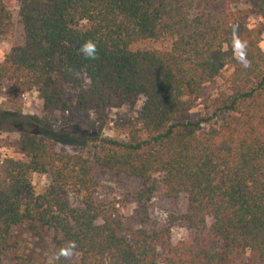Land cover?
I'll list each match as a JSON object with an SVG mask.
<instances>
[{
	"label": "trees",
	"instance_id": "obj_1",
	"mask_svg": "<svg viewBox=\"0 0 264 264\" xmlns=\"http://www.w3.org/2000/svg\"><path fill=\"white\" fill-rule=\"evenodd\" d=\"M218 1L0 0V37L14 8L21 27L0 58V94L33 89L41 100L38 116L0 112L15 117L26 156L0 154V264H43V247L53 264H264L263 28L238 0ZM234 27L250 67L235 58ZM87 40L94 60L79 51ZM226 67V91L206 103L204 87ZM198 99L212 114L186 118ZM138 101L133 115L110 117ZM78 117L79 146L59 148L52 128ZM112 122L123 138L102 133ZM102 171L141 185L103 200ZM34 174L47 180L38 191ZM181 194L186 210L169 218L186 237L173 242L170 225L148 227L146 216L156 195ZM118 202L138 206L139 226ZM70 241L74 255L54 259Z\"/></svg>",
	"mask_w": 264,
	"mask_h": 264
},
{
	"label": "rangeland",
	"instance_id": "obj_2",
	"mask_svg": "<svg viewBox=\"0 0 264 264\" xmlns=\"http://www.w3.org/2000/svg\"><path fill=\"white\" fill-rule=\"evenodd\" d=\"M225 0H219L218 6H225ZM235 6L239 8H249L254 13L247 19L249 25L260 24L263 28L262 39L260 42L261 48L264 50V0H238ZM14 25L7 35L0 37V58L8 52L15 44L20 42L21 27L18 24V16L16 8L13 10ZM155 46H158L157 44ZM231 67H226L214 79L212 83L204 87V99L209 103L210 99L218 91H226L227 83ZM141 101H138L133 111L129 108H112L109 110V115L113 119L116 117H127L138 112L140 109ZM41 109V100L37 97V93L31 89L25 92L22 96L19 95L10 101L3 94H0V112L13 113L19 110L21 115L38 116ZM213 109L207 108L202 99L194 101L188 109L186 118L196 119L202 114H212ZM0 115V154L1 156H8L15 159H26L25 154L18 147V139L21 131L16 130L10 123L15 118H3ZM82 120L78 117L77 123H70L68 125L59 126L55 125L51 132L50 137L54 138L58 147L65 150H72V146H79L80 137H76L78 128L82 127ZM22 127V126H21ZM25 127V126H24ZM103 134L116 138H123L124 133L121 128L114 126V122L110 123L108 127L104 128ZM97 180L100 183L99 197L103 200H116L123 201L124 196L138 189L141 185V180L132 178L125 175L114 174L109 171H102L97 175ZM32 183L36 191L40 190L46 183V177L41 174H34L32 176ZM119 212L127 217L131 224L139 226L141 220L139 218L140 210L134 203L118 202ZM187 200L184 194H181L177 202L166 199L163 196L156 195L149 204V209L146 216L148 227L160 226L162 224L170 225L172 241L176 242L179 239L186 237V230L181 228L177 222H171L169 215L172 213L184 212L186 210ZM39 254L43 257V264H53L51 254L43 247Z\"/></svg>",
	"mask_w": 264,
	"mask_h": 264
},
{
	"label": "clouds",
	"instance_id": "obj_3",
	"mask_svg": "<svg viewBox=\"0 0 264 264\" xmlns=\"http://www.w3.org/2000/svg\"><path fill=\"white\" fill-rule=\"evenodd\" d=\"M232 48L235 58L245 67H250V62L246 58V42L242 41L238 34L237 28H233L232 32ZM79 51L86 59H96L97 58V46L92 40L85 41L79 48ZM76 243L74 241L68 242L67 246L62 247L56 253L54 259H59L64 257L65 259L70 258L74 255V249L76 248Z\"/></svg>",
	"mask_w": 264,
	"mask_h": 264
}]
</instances>
